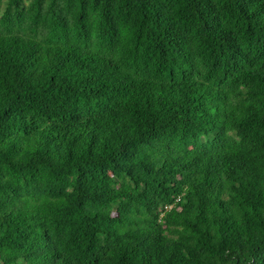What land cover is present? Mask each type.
<instances>
[{
  "label": "trees",
  "instance_id": "1",
  "mask_svg": "<svg viewBox=\"0 0 264 264\" xmlns=\"http://www.w3.org/2000/svg\"><path fill=\"white\" fill-rule=\"evenodd\" d=\"M0 264H264V0H0Z\"/></svg>",
  "mask_w": 264,
  "mask_h": 264
}]
</instances>
